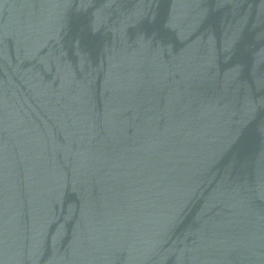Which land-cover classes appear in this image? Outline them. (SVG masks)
Returning a JSON list of instances; mask_svg holds the SVG:
<instances>
[{
    "label": "water",
    "instance_id": "obj_1",
    "mask_svg": "<svg viewBox=\"0 0 264 264\" xmlns=\"http://www.w3.org/2000/svg\"><path fill=\"white\" fill-rule=\"evenodd\" d=\"M0 264H264V0H0Z\"/></svg>",
    "mask_w": 264,
    "mask_h": 264
}]
</instances>
